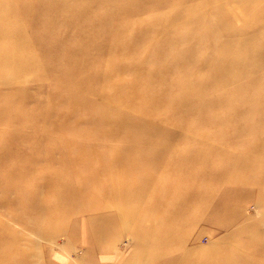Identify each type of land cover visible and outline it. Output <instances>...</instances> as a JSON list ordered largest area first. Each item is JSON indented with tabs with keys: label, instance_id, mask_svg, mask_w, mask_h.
Instances as JSON below:
<instances>
[{
	"label": "bare ground",
	"instance_id": "bare-ground-1",
	"mask_svg": "<svg viewBox=\"0 0 264 264\" xmlns=\"http://www.w3.org/2000/svg\"><path fill=\"white\" fill-rule=\"evenodd\" d=\"M217 1L0 0V89L3 86H17L8 92L7 99L0 105V124L8 118L13 121L14 128L19 126L23 131L16 135L7 130L10 135L0 138V164L13 155L22 163L10 170L17 177L13 183L10 182L11 173L0 180L2 197H7L11 192L16 196L13 202L6 198L0 200V206L10 209L17 204L27 211L38 207L42 198L48 202H57L60 209L40 213L39 221L44 217L64 216L69 211L80 213L83 211L80 204L88 198L110 199L122 206L132 202L149 203L150 215L165 210H172L173 214L184 213L191 209V201L184 202L178 211L171 205L165 206L163 201L172 196L192 201L200 197L211 207L216 186L204 183L210 174L193 176L189 171L191 166L198 164L199 159L205 164L214 158H221L225 161L226 170H236L242 176L248 174L255 177L250 188L264 184V174L261 172H264V165L261 171L258 170L259 161L249 162L247 153L243 155L241 162H232L228 153L222 149V145L229 143L245 144L240 131L235 129L238 134L234 137L220 138L223 133L235 131L234 128H222L219 125L223 114L209 117L211 110L219 109L227 100L226 104L233 101L230 99L234 95L244 96V110L262 108L258 103L253 104L256 96H253L252 89L259 79L264 82V77L256 67L253 69L248 66L254 62H260L264 66V32L260 31L264 27V0H251L247 5L252 8L257 6L260 10L256 18L246 24L245 27L249 30L243 36L237 33L246 29L237 28L233 24L236 15L226 5L229 0L220 3ZM150 6L159 9L174 7L170 11H159V18L177 16L182 6L197 9L184 17V23L179 20L178 25L172 27L173 32L164 30L162 38L156 39L154 36L159 32L143 29L138 21L139 17L148 20L152 16L148 14ZM216 13L219 16L214 17ZM64 16L68 19H64ZM60 23L66 27L82 29L75 39V47L87 44L89 49L82 54L80 48L74 51L75 47L72 48V52L68 53V57L58 68L49 50L43 47V51L36 52L33 43L35 40L45 43L42 41L43 36L37 38L35 35L38 29L53 28ZM124 24L134 26L135 31L139 32L134 39L116 38L119 35L118 29L114 36L111 34L112 25L123 27ZM253 26L258 29H253ZM105 33L114 37L115 40L105 41L111 45L99 42ZM145 35L148 44H153L155 49L159 47L158 51L166 49L165 54L170 56L162 59V55H158L156 60L147 61L139 54L128 53L131 48L141 43ZM194 42L202 44L207 57L195 67L177 68L178 63H186L192 59ZM105 49L114 56L130 57L127 64L117 65L116 69L120 74L125 69L129 70L127 77L117 79L120 74H107L109 61L101 60L97 55ZM92 52L97 57L92 56L93 59H89L88 55ZM75 54H82L83 59L76 60ZM182 55L183 59L178 62ZM27 56L31 58L28 60ZM198 68L210 69L209 78L197 76ZM91 70H99V73H92ZM31 71L45 78L58 77L63 84L67 83L92 94V98H86L88 100L98 98V108L101 111L98 112L99 116L92 117L97 127L92 130L81 119L71 121L72 116L59 114L52 105H48L46 111L38 117L30 115L29 112L25 116L21 109L25 100V87L19 85L25 82L26 73ZM185 75L190 77L184 78ZM218 79L223 82V86L217 82ZM99 82L105 86L92 87V84L98 85ZM3 94L0 90V96ZM6 108L12 110V114L7 117L3 114ZM229 110L236 112L234 108ZM39 131L43 133L42 136L34 135ZM209 142L213 143L208 145ZM18 145H28L34 150L28 153L17 149V152ZM259 146L257 144L252 148L257 149ZM202 149L204 152L201 153ZM146 165H152V169L147 172L140 171L138 178L130 177L129 173L137 172ZM99 166L101 168L96 169ZM41 167L44 171H39ZM172 168L185 170L188 177L172 174ZM52 170L56 173L73 171L74 180L87 185L97 182L98 191L92 192L88 186L78 185L77 182L68 184L71 181L70 175L59 174L62 178L50 177ZM215 176L219 177V183L229 182L226 195L229 192H242L241 187L231 182V174L228 172L212 175ZM30 178H41V181L29 184L26 179ZM184 179H188L191 184H186ZM2 182H5L3 186ZM196 184L200 186L196 187ZM50 185L55 186L54 192L43 196L42 190ZM208 187L215 192L206 189ZM137 204L134 211L138 208ZM222 208L225 206L222 205ZM224 213L226 216L230 214ZM113 215L112 218L116 219L118 213ZM9 217L15 221H12L14 224L22 222L17 215L9 214ZM31 223L30 221L28 225H32ZM231 223L232 219L227 224ZM37 229L41 236L59 233H49L41 226ZM13 231L10 224L0 220V264H34L30 254L20 245L21 237L14 235ZM103 232L105 231L101 234ZM137 237V248L141 244L149 243V246L159 249L160 252L166 250L174 241L171 233L154 234L145 228ZM174 242L182 254V258L176 261L178 264H185L183 258L190 251L183 247L180 239Z\"/></svg>",
	"mask_w": 264,
	"mask_h": 264
},
{
	"label": "rangeland",
	"instance_id": "rangeland-1",
	"mask_svg": "<svg viewBox=\"0 0 264 264\" xmlns=\"http://www.w3.org/2000/svg\"><path fill=\"white\" fill-rule=\"evenodd\" d=\"M223 1L227 0H218L217 2L220 3ZM249 2H251V0L227 1V7L231 8L236 15V18L232 22L237 28H244L248 22L256 18V15L259 14V7H247ZM173 8L174 7L171 6L170 9L168 7L159 9L156 6H150L148 14L150 13L152 16L149 17L148 20H143L139 17V25L143 29L159 32L158 35L154 37L156 39H161L162 31L173 32L174 30L172 27L178 25L177 22H179V20H183L184 23V17L190 14L191 11L197 9L196 7L192 9L182 6L180 9L178 8L179 11L177 10L178 17H158L159 11H170L173 10ZM216 16H219V13L214 15V17ZM63 18L68 19L66 16ZM256 26L258 27L257 23ZM256 26H253V29L257 30L258 28ZM117 29L119 35L116 38L122 40L126 37L132 40L139 33L135 31L134 26L132 27L127 24H124L123 27L121 25H112L111 34L113 36ZM244 29L246 30L240 31L237 34L243 36L245 33H248L249 29L246 27ZM253 29L250 30L253 31ZM81 31L82 29L78 30L74 27H66L61 23L53 28L42 27L36 31L35 35L37 38L43 36L42 38L44 39L42 41L45 43L42 44L35 40L33 48L36 52H41L44 48L49 50L52 59L55 60V63H57L56 66L59 68L61 63L68 57V53L72 52V48L75 47V39ZM236 31L238 32V29ZM260 31L264 32V27H262ZM45 35L47 37H45ZM146 35L141 43L131 48L128 53L139 54L143 60V57H145L147 61L152 59L156 60L158 55H162V59L170 56L168 53L167 55L165 54L167 52L166 49L158 51L160 49L159 47L155 49L153 44H148ZM106 40L115 39L105 33L100 38L99 42L104 45H111L107 44L105 42ZM193 46L194 54L192 59L187 60L186 63H182L180 62L183 59L182 55L180 60H178L180 63H178L177 68H185L186 66L195 67L199 62L205 60L208 54L204 50L202 44L194 42ZM78 48H80L79 51L82 52V54L85 50L89 49L87 44H83L79 47H75L73 51ZM258 50L259 49L256 51ZM81 55L75 54L76 60H82L83 57ZM97 55L100 56L101 60L109 61L107 74H113V72L120 74L116 70L118 67L117 65H125L130 61V57L111 55L107 49L97 53ZM210 55L211 53H209V56ZM92 56L97 57L95 52L90 53L88 58L93 59ZM26 58L29 60L31 57L27 56ZM46 60H48V58ZM250 67L253 69L256 67L264 77V66H262V63L254 62V64L248 66V68ZM125 70V72L118 75L117 79L128 76L129 70ZM91 71L92 73H99V70ZM209 73L210 69L208 68L196 69V75L204 79L209 78ZM188 77L190 76H184V78ZM108 81L109 77L106 79V82ZM25 82L19 85L25 87V100L21 105V109L25 116H27L29 112L30 115L38 117L46 111L48 105H52V108L55 110L57 108L59 114L63 113L72 116L71 121L81 119L85 121L88 126H91L90 128L92 130L97 127L92 117L96 118L99 116L98 112L101 111L100 108H98V98H96V100L86 99L91 97L92 94L90 95L67 83L63 84L58 77L48 76L45 78L43 75H38L35 71L26 73ZM217 82L223 86L221 80L218 79ZM92 85V87L99 88L102 84L99 82L98 85ZM16 87L15 84L12 87L3 86L2 89H0L4 93L0 96L1 106L3 104L2 102L7 99L8 92L16 89ZM8 88H11V90H7ZM252 93L253 96H256L253 104L256 103L257 105L258 103V106H262L261 109L244 110V102L242 101L244 96L234 95V97L230 99L233 101H229L226 104L227 100L219 109L211 110L209 117L223 114V116L220 117L221 120L219 125L222 128L226 126L233 127L234 130L237 129L242 134L245 144L243 142H236L222 145V149L228 153L230 160H232V162H241L244 158L243 155L247 153L249 155L248 161L252 163L258 160L259 164L257 165V169L262 170L264 165V82L259 79L255 86L253 85ZM236 104L242 106H235ZM1 106L0 109L2 108ZM231 108H234L236 112L229 110ZM5 110L3 114L6 115V117L12 114L10 108L8 110L6 108ZM17 128H14L11 119H4L0 124V138L3 139L10 135L7 130L14 132L16 135L23 132L19 126ZM40 134L42 136L43 133L39 131V133H35L34 135L40 137ZM65 134H67V132H65ZM237 134L238 132L236 130H230L229 132L221 134L220 138L227 136L234 137ZM212 143L213 142H209L208 145ZM257 144H260V148L253 149L252 146ZM245 146L246 149L244 150ZM1 149L2 148H0V151ZM17 149L28 153L34 150L28 145H18L16 146V151ZM202 152H204L203 149L201 150V153ZM18 160L16 155H13L4 163L0 164L1 181L4 175L11 173L10 170L12 168L22 165ZM197 161L198 164H194L190 167L189 171L191 174L193 176H198V174H210L209 178L204 180V183L216 186V192L210 187L206 188L215 192L211 198L213 203L211 207L200 197L192 201L184 197L172 196L163 201L165 206L169 207V205H171L178 211V208L182 207L184 202L191 201V209L186 212L184 211V213L178 212L173 214L172 210H165L150 215L148 210L149 203L143 202L137 204L132 202L122 206L121 204L112 202L110 199L100 200L88 198L80 204L83 210L80 213L69 211L64 216L44 217L39 221L38 216L40 213L50 210L58 211L60 209L57 202H48L42 198L38 207L27 211L24 210V207L18 206L17 204L12 205L10 209L0 206V220L10 224L14 229L13 234L19 236V238L21 237L20 245L24 251L30 254V258L34 264H178L176 259L182 258V254L177 250V245L174 241L179 239L183 241V247H186V249L190 251V254L183 258L185 264H264V184L261 183L258 184V186L250 188L249 186L253 184V179H255V177L249 176L248 174L242 176V173L236 170H226L224 166L225 161L221 158H214L212 161L206 162L205 164L201 159ZM100 168V166L98 168L96 167V169ZM151 169L152 165H146L137 172L129 174L132 179L138 178L140 171L147 172ZM172 169L174 170L172 174H181L188 177L185 170ZM39 171L44 170L41 167ZM224 172H228L229 175L231 174V182H235V185L241 187L243 189L242 192H237V194H231L229 192L226 195L225 191L228 188L229 182L219 183V177H212L215 173ZM261 172L264 174L263 170ZM59 174H62V176H64V174L70 175L71 181L67 182L70 185L77 182V180L72 178L74 172L70 170H64L58 173L52 170L49 176L56 177ZM154 174H156V172H154ZM172 174L169 177H171ZM9 175L12 177L10 182L13 183L17 178L16 174L11 173ZM62 176L58 177L62 178ZM184 180L186 184H191L188 179ZM26 181L29 184H34L36 181H41V178L40 180L30 178L26 179ZM4 184L5 182L2 186ZM77 184L79 185L81 183L77 182ZM97 185V182L91 185L81 184V186H88L92 192L98 191ZM199 186V184H196V187ZM54 189V185L45 188L42 190L43 196H46L50 192H54ZM5 198L13 202L16 196L11 192ZM5 198L2 197L0 193V200ZM136 204L138 208L134 211L133 208ZM222 205L225 206L224 209ZM139 207L143 208L141 209ZM224 212H230V214L226 216ZM114 213H118L116 219L112 218ZM9 214L21 217L22 222H16L17 224H14L13 222L15 221L10 219ZM230 219H232V223L227 224ZM30 221L33 227H35L34 229L33 227L31 228L32 225H28ZM38 226L46 228L49 233L53 231H58L59 233L41 236L37 231ZM144 228L154 234L164 232L171 233L174 238V245L167 246L166 250L163 249L162 252L157 248L154 249L149 246V243L141 244L137 248L135 246L138 238L137 235H140ZM102 231L105 232L101 234ZM13 257L17 258L15 255ZM102 258H104V260H102Z\"/></svg>",
	"mask_w": 264,
	"mask_h": 264
},
{
	"label": "crops",
	"instance_id": "crops-1",
	"mask_svg": "<svg viewBox=\"0 0 264 264\" xmlns=\"http://www.w3.org/2000/svg\"><path fill=\"white\" fill-rule=\"evenodd\" d=\"M101 260V259H100ZM102 260H104V258H102ZM62 263V262H61Z\"/></svg>",
	"mask_w": 264,
	"mask_h": 264
}]
</instances>
